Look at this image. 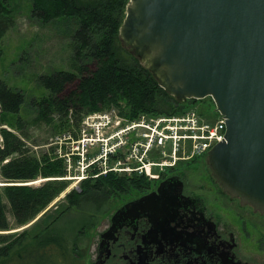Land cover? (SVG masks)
Segmentation results:
<instances>
[{
  "label": "trees",
  "instance_id": "obj_1",
  "mask_svg": "<svg viewBox=\"0 0 264 264\" xmlns=\"http://www.w3.org/2000/svg\"><path fill=\"white\" fill-rule=\"evenodd\" d=\"M126 2H28L30 14L41 22L71 18L69 61L73 67L57 66L37 75L43 91L29 99L32 110H22L23 90L0 77V180L3 181L0 183V264H86L78 238L87 224L82 223L70 237L68 233L52 230L53 222L83 195L91 194L95 200L106 198L110 193L123 197L127 195L121 194L130 189L143 190V183L154 180V177L135 170L109 168L101 171L93 162L89 165V174L79 181L80 187L72 186L64 193L56 205L58 209L45 207L68 184V178L63 177L67 172V161L64 154L54 150L52 142L38 151L28 143V140L39 143L33 138L35 128L47 126L49 135L76 137L85 113L112 106L129 118L140 112L170 114L189 107H195L199 112L211 109L213 102L209 95L179 100L167 92L151 71L121 44L118 27ZM9 3V0H0V54L2 33L14 16ZM88 57L94 59H91L94 62L91 70L87 63L78 61ZM72 82L74 85L63 91ZM160 100H165L166 105ZM194 156L199 155H191ZM38 177L46 178L38 183L30 182ZM8 209L11 218L7 216ZM41 209L46 216L38 229L30 230L32 226H24L8 230L27 222ZM43 220L38 217L35 224Z\"/></svg>",
  "mask_w": 264,
  "mask_h": 264
},
{
  "label": "water",
  "instance_id": "obj_2",
  "mask_svg": "<svg viewBox=\"0 0 264 264\" xmlns=\"http://www.w3.org/2000/svg\"><path fill=\"white\" fill-rule=\"evenodd\" d=\"M118 36L177 99L212 98L225 126L204 155L210 173L264 211V0H127ZM166 183L112 215L158 206Z\"/></svg>",
  "mask_w": 264,
  "mask_h": 264
},
{
  "label": "flooded vegetation",
  "instance_id": "obj_3",
  "mask_svg": "<svg viewBox=\"0 0 264 264\" xmlns=\"http://www.w3.org/2000/svg\"><path fill=\"white\" fill-rule=\"evenodd\" d=\"M204 157L181 158L143 190L119 197L86 264H264V211L225 191ZM165 177L158 206L112 215Z\"/></svg>",
  "mask_w": 264,
  "mask_h": 264
},
{
  "label": "rangeland",
  "instance_id": "obj_4",
  "mask_svg": "<svg viewBox=\"0 0 264 264\" xmlns=\"http://www.w3.org/2000/svg\"><path fill=\"white\" fill-rule=\"evenodd\" d=\"M9 2L14 16L11 18L10 24L6 26V30H4L1 36L2 52L0 54V77H4L10 84L23 90L25 101L22 110H32L33 107L29 104V99L32 95H37L43 91V88L39 86L37 75L53 70L57 66L73 67L69 61V56L71 55L69 39L73 22L71 18L68 20H49L47 22H41L38 18L30 14L29 0H9ZM91 59L92 58L88 57L78 59V61L81 60L87 63L88 68L91 70L94 68V62L92 61L94 59ZM73 85V82L68 84L64 87L63 91H67ZM160 101L163 105H166L165 100ZM86 114H89L91 117L85 119L83 116V119L80 121L79 133L76 137L71 136L62 138L64 136H59L58 134L49 135L48 127L40 126L33 131V138L39 143H33L28 140V143L34 146L36 151L47 147L48 143L52 142V144H55L54 150L66 156L67 172L63 177L68 178V184L62 190V193H65L72 186L79 188V181L86 174H89L88 168L93 162L100 165V170L104 171L109 168H119L117 166L121 165H133L137 162L135 157L148 159L159 156L158 151H160L159 148H162V146L152 145L148 150H144L143 146H138L137 151H134V157L129 153L131 149L130 139L126 142L121 141V139H126L124 134L130 129L119 131L121 126L133 120V118L140 120L145 119L143 117V112H140L135 117L129 118L120 114L117 108L112 106L101 110H92ZM105 116L108 117V119H106ZM192 119L195 122L193 132H198L195 117ZM114 120H117V123L112 125ZM197 120L201 122L202 118L198 117ZM98 121L105 122L103 125H97V123H99ZM148 124L152 125V121H148ZM115 129L119 132L110 136V133ZM143 129L146 128L140 127L136 131L139 132ZM166 131L171 132L170 129ZM178 132H190V127H180ZM68 134L69 133H66L65 136H68ZM45 139L49 141H43ZM187 139L185 141H187ZM112 143L115 144L114 147H112ZM166 143L169 144V142ZM108 146L110 147L108 148ZM134 149H136V147ZM165 150L168 151L169 147ZM111 152H113L115 156H110L113 154ZM119 153H123V156H119ZM176 153L179 154V156L175 159V163L179 159L187 157L186 155H190L189 146L183 145V147L176 149ZM155 168L156 165H153L152 170ZM135 171H137V169ZM42 178L34 183H38ZM203 181L204 180L200 182ZM134 192L135 190L132 188L127 193L121 195L128 196ZM62 193L59 192L55 195L45 207H56L63 198L64 193ZM92 196L91 194L83 195L79 202L71 204L57 220L53 222L54 224L52 223L53 225H51L52 230L55 229L54 231L68 233L71 237L82 223L87 224L83 228L84 231L81 233L80 238H78L79 250L85 262H87L93 254L97 240V228L105 224L110 211L117 204V199L120 195L110 193L106 198L98 197L96 200ZM45 207L43 209H45ZM43 209L27 222L12 226L8 230L21 229L24 226L27 228L32 226L30 230L38 229L41 223L45 222L43 219L46 213H43ZM55 209H58V207ZM6 212L7 216L11 218L12 215L10 210L8 209ZM36 217H42L43 222L35 224Z\"/></svg>",
  "mask_w": 264,
  "mask_h": 264
},
{
  "label": "built area",
  "instance_id": "obj_5",
  "mask_svg": "<svg viewBox=\"0 0 264 264\" xmlns=\"http://www.w3.org/2000/svg\"><path fill=\"white\" fill-rule=\"evenodd\" d=\"M143 114L145 119L140 120L133 118V120L121 126L119 131L130 128L125 132L126 134H124L126 139H121V141L126 142L128 139H130L131 149L129 153L134 157V151H137L138 146H143L144 150L150 149L152 145L162 146V148H159L161 152L158 151L159 156L154 158L143 159L135 157V159H137L135 164L117 166L119 167L118 169H137L139 172H145L149 175L155 176L160 170L163 169L165 164H175V159L179 156V154L176 153V149L183 147V145H188L190 155H186L187 157L191 155H201L215 140L222 138L224 135V116L221 112L216 110L212 104L210 112L209 110L199 112L197 108L189 107L177 113L149 114L143 112ZM88 117L90 118L91 116L85 113L84 118L89 119ZM194 117L198 132H193L195 128V122L192 118ZM198 117L202 118L201 122L197 120ZM106 119H108V117H106ZM148 121H152V125L148 124ZM104 122L105 121H101L97 123V125H103ZM115 123H117V120H114L112 125ZM140 127H145L146 129L137 132L136 130H138ZM180 127H190V132L180 133L178 132ZM168 129H170L171 132L166 131ZM119 131H116V129L113 130L110 133V136L117 134ZM186 139L187 141H185ZM166 142H169V144ZM111 145L114 147L115 144L112 143ZM109 147L110 146H108V148ZM135 147L136 149H134ZM163 147L165 149L169 147V150L166 151ZM119 156L122 157L123 153H119ZM153 165H156V168L152 170Z\"/></svg>",
  "mask_w": 264,
  "mask_h": 264
},
{
  "label": "bare ground",
  "instance_id": "obj_6",
  "mask_svg": "<svg viewBox=\"0 0 264 264\" xmlns=\"http://www.w3.org/2000/svg\"><path fill=\"white\" fill-rule=\"evenodd\" d=\"M135 56V55H134ZM157 157V156H156ZM91 162H93V161H91ZM100 166V165H99ZM170 165L169 164H165L164 166H163V169H165L166 167H169ZM101 169V168H100ZM65 178H67V177H65ZM37 179H40L39 177L37 178ZM34 180V181H32V182H36V181H38V180ZM1 181V180H0ZM2 182V181H1ZM31 182V181H30ZM29 182V183H30Z\"/></svg>",
  "mask_w": 264,
  "mask_h": 264
}]
</instances>
